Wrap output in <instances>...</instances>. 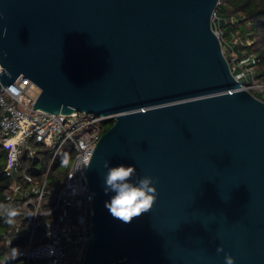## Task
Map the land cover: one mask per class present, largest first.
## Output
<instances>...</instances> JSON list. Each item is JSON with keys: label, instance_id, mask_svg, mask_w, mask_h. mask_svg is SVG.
<instances>
[{"label": "water", "instance_id": "95a60500", "mask_svg": "<svg viewBox=\"0 0 264 264\" xmlns=\"http://www.w3.org/2000/svg\"><path fill=\"white\" fill-rule=\"evenodd\" d=\"M219 2L0 0L2 85L29 77L34 109L116 115L85 172L81 264H264V100L230 69ZM105 161L154 178L150 211L110 215Z\"/></svg>", "mask_w": 264, "mask_h": 264}, {"label": "built area", "instance_id": "2783aa9c", "mask_svg": "<svg viewBox=\"0 0 264 264\" xmlns=\"http://www.w3.org/2000/svg\"><path fill=\"white\" fill-rule=\"evenodd\" d=\"M226 23L232 27L226 29L223 26ZM251 24L244 15H227L218 8L212 14V26L232 73L243 88L264 100V79L257 76L256 54L249 48L253 43L251 31H242V26ZM38 93V86L29 77L20 76L7 86L0 80V145L7 152L5 169L13 174L20 168L21 153L25 149L31 157L36 156L32 143H39L50 152L41 181L33 183L28 191L22 190L16 179L12 182L13 195L25 199L19 206L20 217L6 235V245L12 246L26 235L23 247H13L19 249L17 258L24 264L42 261L81 264L91 232L93 200L82 164L91 157L96 143L116 115L34 109ZM65 145L71 149L67 175L57 185L51 184L53 165ZM25 178L30 177L25 174ZM29 215L33 217L31 220ZM1 262H7V255Z\"/></svg>", "mask_w": 264, "mask_h": 264}, {"label": "trees", "instance_id": "16d2710c", "mask_svg": "<svg viewBox=\"0 0 264 264\" xmlns=\"http://www.w3.org/2000/svg\"><path fill=\"white\" fill-rule=\"evenodd\" d=\"M217 8L227 15L240 14V16H245V20L252 21L251 25L242 26V31H251L253 43L249 48L256 54L257 76L264 79V0H220ZM223 26L226 29L232 27L230 23ZM70 153L71 149L67 147L63 155L70 158ZM35 155L31 157L28 149L23 150L20 158L22 166L12 174L5 169L7 152L0 145V203L16 208L19 212L16 219L21 215L22 210L19 206L23 203L25 197L21 198L19 195H13L12 182L16 179L19 187L28 191L33 183L43 179L50 160V152L46 148L35 151ZM25 174L30 177L29 180L25 178ZM11 228L12 226H9L3 218H0V264H24L22 259H13V247L17 245L23 247L26 235L19 241H15L12 246H8L6 245V235ZM5 255H7V262L2 263L1 260Z\"/></svg>", "mask_w": 264, "mask_h": 264}, {"label": "clouds", "instance_id": "9594fccd", "mask_svg": "<svg viewBox=\"0 0 264 264\" xmlns=\"http://www.w3.org/2000/svg\"><path fill=\"white\" fill-rule=\"evenodd\" d=\"M7 34V29L4 30ZM4 56L7 53H3ZM0 71H3L0 69ZM92 158L87 157L82 167L84 169L90 166ZM68 159L62 160V166H67ZM104 167L107 173L104 177V192L111 193L110 199L105 202V207L110 215L124 223H130L134 218H137L144 213L150 211L157 199V189L154 186L153 177L144 176L138 179L137 182H132V178L136 175L135 166H114L110 167L109 162H104ZM91 199V197L89 198ZM19 212L16 208L0 203V218L9 226L15 224ZM35 216V215H33ZM217 253L224 251L222 246H218ZM20 255L19 249H14L13 259ZM225 264H235L234 257L230 254H225Z\"/></svg>", "mask_w": 264, "mask_h": 264}, {"label": "rangeland", "instance_id": "374dc122", "mask_svg": "<svg viewBox=\"0 0 264 264\" xmlns=\"http://www.w3.org/2000/svg\"><path fill=\"white\" fill-rule=\"evenodd\" d=\"M37 92H38V90H34V93H37ZM31 146H32L34 151L44 149L43 145L38 144V143H32ZM66 148H67V145H65L63 150H61L59 152L57 159L53 165V173L51 175V181H50L51 184L57 185L67 175L68 168H69V165L71 163V159L64 157V155H63L65 153ZM63 159H68L69 163L67 166H62V160ZM32 264H35V263H32ZM36 264H45V263L42 261V262H37Z\"/></svg>", "mask_w": 264, "mask_h": 264}]
</instances>
